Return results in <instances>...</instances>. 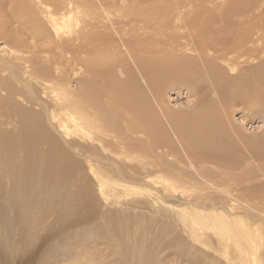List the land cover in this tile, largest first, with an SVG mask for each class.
I'll return each mask as SVG.
<instances>
[{"label": "bare ground", "instance_id": "1", "mask_svg": "<svg viewBox=\"0 0 264 264\" xmlns=\"http://www.w3.org/2000/svg\"><path fill=\"white\" fill-rule=\"evenodd\" d=\"M0 44V264H264V0H0Z\"/></svg>", "mask_w": 264, "mask_h": 264}, {"label": "rangeland", "instance_id": "2", "mask_svg": "<svg viewBox=\"0 0 264 264\" xmlns=\"http://www.w3.org/2000/svg\"><path fill=\"white\" fill-rule=\"evenodd\" d=\"M135 70H136V68H135ZM75 85L77 86V84H75ZM168 101H169L170 106L176 111H190L198 104L199 97L195 96L190 90L184 88L180 91L179 90H170L168 92ZM244 112H245V109L242 106H237L233 110V115H232L233 122L238 127H240L245 134L250 135V136H255V135L260 136L263 143H264V118H261V117L260 118L259 117L249 118L248 116L243 115ZM249 119H251L252 121ZM106 210H111V208H107ZM94 224L100 225L101 224L100 219H98V223H94ZM152 228L154 230L156 229L155 226H153ZM160 229H161V226H158V230H160ZM82 230H83V228H81V229L79 228L77 230L71 231L73 237L72 238H71V236H69V237L73 241L77 240L79 235L83 234ZM55 231H56L55 228L51 230L52 233H54ZM77 233H79V234H77ZM58 242H59V238L56 242L52 243L53 246H55V247H53L51 244V248L53 247L55 249H58L57 247H59L60 250L55 251L54 256L56 259L52 258V261L50 262V264H122V262H123L120 258H119L120 262H118L117 256L111 252L109 245H104L103 243L95 242L93 244H88V246H83L85 249L82 247L83 249L80 248V251L76 252L74 250L73 251L69 250V249L66 250L63 243L61 242V239H60V242L62 244V247L60 248V246H58L59 244L57 245ZM86 247L88 249H86ZM178 249L180 250L181 248H178ZM178 249H174L173 251H171L170 252L172 254L171 256H170V253H167V252L160 255V257H157V262L155 264H195L192 260L193 257L187 256L185 254V253L188 254L187 251H184L182 249L179 251ZM67 252H69V253L67 254ZM64 254H66V255H64ZM70 254H72V255H70ZM148 254L151 255V251L148 252ZM151 256H153V255H151ZM57 257H59V258H57ZM20 258L17 257L15 259V257L8 256L7 257V263L10 264V262H11L12 264H24L25 260L23 262L22 258L21 259ZM9 260H10V262H9ZM12 260H13V262H12ZM114 261H116L117 263H114ZM104 262H106V263H104ZM137 263L138 262H135L133 264H137ZM25 264H27V263L25 262ZM152 264H154V263H152Z\"/></svg>", "mask_w": 264, "mask_h": 264}]
</instances>
